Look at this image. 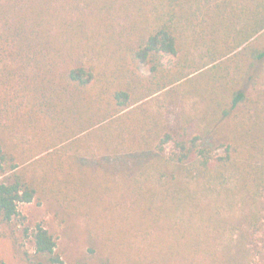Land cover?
<instances>
[{
  "label": "trees",
  "instance_id": "16d2710c",
  "mask_svg": "<svg viewBox=\"0 0 264 264\" xmlns=\"http://www.w3.org/2000/svg\"><path fill=\"white\" fill-rule=\"evenodd\" d=\"M263 60L264 0H0V236L40 195L109 227L154 178L258 189ZM24 231L26 264H66L42 223Z\"/></svg>",
  "mask_w": 264,
  "mask_h": 264
},
{
  "label": "rangeland",
  "instance_id": "374dc122",
  "mask_svg": "<svg viewBox=\"0 0 264 264\" xmlns=\"http://www.w3.org/2000/svg\"><path fill=\"white\" fill-rule=\"evenodd\" d=\"M262 74L264 60L254 65L250 76ZM248 94L264 103V81ZM193 104L187 101L188 108ZM227 135L216 137L227 143ZM233 140L242 146L247 141L240 133ZM215 152L225 154L222 148ZM261 180L258 189L245 187L233 169L221 179L194 173L173 181L154 178L143 190L134 188L132 200L127 199L109 227L68 215L40 195L20 203L19 215L2 227L0 262L26 264L23 252L32 251V244L24 228L40 222L54 236L66 264H264V177Z\"/></svg>",
  "mask_w": 264,
  "mask_h": 264
}]
</instances>
